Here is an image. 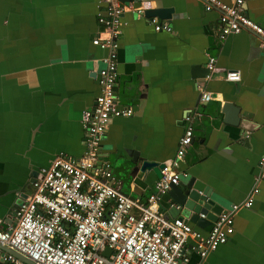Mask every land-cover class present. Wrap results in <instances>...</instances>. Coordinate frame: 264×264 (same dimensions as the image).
<instances>
[{"label":"crops","instance_id":"0c3cea01","mask_svg":"<svg viewBox=\"0 0 264 264\" xmlns=\"http://www.w3.org/2000/svg\"><path fill=\"white\" fill-rule=\"evenodd\" d=\"M120 1L145 2L146 10L172 11L168 17L130 10L120 16L114 97L117 107L129 106L132 113L111 117L101 140L100 158L109 164L113 186L141 200L154 191L159 177L152 170L130 176L132 155L176 162L172 166L179 172V183L189 177L203 181L223 211L243 202L257 186L252 205L234 214L228 240L205 258L189 254L186 264H264V162H260L264 158V49L260 37L244 28L220 38L218 11L204 9L202 0ZM242 9L264 26V0H244ZM105 12L102 0H0L2 226L11 223L20 198L32 192L34 174L59 153L80 156L84 150L81 115L99 93L97 72L107 54L92 39L100 33L98 16ZM149 16L171 29L154 30ZM210 58L215 70L208 68ZM194 66L200 68L196 73ZM226 70H236L239 80L226 79ZM203 93L210 98L203 100ZM224 102L237 107L235 124L223 121ZM185 114H192V140L177 159ZM111 155L117 160L114 166ZM122 159L127 163L119 170ZM171 204L176 203L167 193L160 197V208L168 218L181 216L206 234L212 222L205 215L199 213L193 223ZM0 253L2 264H12L8 255L27 263L8 247L0 248Z\"/></svg>","mask_w":264,"mask_h":264},{"label":"built area","instance_id":"2783aa9c","mask_svg":"<svg viewBox=\"0 0 264 264\" xmlns=\"http://www.w3.org/2000/svg\"><path fill=\"white\" fill-rule=\"evenodd\" d=\"M102 1L106 12L98 16L100 33L92 43L107 54L97 72L99 93L81 115L84 150L80 156L59 153L36 173L33 190L17 202L11 223L2 226L0 219V243L33 264H186L191 253L205 258L228 240L234 214L252 205L259 188L255 186L243 202L219 213L202 235L183 217L168 218L160 208V197L179 183V172L172 166L176 162L164 163L154 191L145 200L113 186L109 164L100 158L101 140L111 117L132 113L129 106L117 107L114 97L120 16L124 10L144 14L148 6L145 2ZM202 2L204 9L218 11L220 38L246 28L260 37L264 49V26L243 12L244 0ZM148 19L156 31L171 29L154 16ZM213 63L210 58L211 70H215ZM224 77L239 80V73L226 70ZM209 98L202 94L203 100ZM191 115L184 116L187 123L178 139L177 159L192 140ZM171 205L178 210L179 205ZM106 249L108 254H104ZM7 259L12 264H27L12 255Z\"/></svg>","mask_w":264,"mask_h":264},{"label":"water","instance_id":"95a60500","mask_svg":"<svg viewBox=\"0 0 264 264\" xmlns=\"http://www.w3.org/2000/svg\"><path fill=\"white\" fill-rule=\"evenodd\" d=\"M171 11V8H158L153 10L147 9L145 11V14H157L160 17H168ZM192 69L195 70L194 72L196 73L197 70L200 68L198 66H194L192 67ZM203 71L207 74L209 73L208 68H204ZM197 76L201 77L199 73H197ZM221 111L224 115L223 121L232 124H235L238 121V109L232 103L224 102L221 107ZM130 158L132 160H130L131 165L133 163L132 170L131 172L129 171L131 177H133L138 171L145 172L146 170H152L157 177L160 176V170L164 166V163L155 160H147L142 157H136V155H132V157L130 156ZM126 163L127 160L122 159L117 166L119 167V170H123L122 168H124V165H126ZM35 175L36 174H34V177ZM166 193L169 195V197L174 203L179 205L178 211L180 212V214L185 217H189V219L193 223L197 222L199 213H203L205 215L206 220L213 222L216 220L217 215L223 212V207L210 198V186L194 177H189L186 182H181L177 185H171ZM0 248L7 250V247L0 246ZM12 252H14V254H16L17 256L23 258L27 263L33 264V262H30V260L25 259L19 253L15 251ZM108 253L109 250L106 249L104 251V254ZM1 254L2 253H0V255ZM3 261L4 258L2 254L0 257V264H2Z\"/></svg>","mask_w":264,"mask_h":264},{"label":"rangeland","instance_id":"374dc122","mask_svg":"<svg viewBox=\"0 0 264 264\" xmlns=\"http://www.w3.org/2000/svg\"><path fill=\"white\" fill-rule=\"evenodd\" d=\"M114 158H115L114 155H111L110 158H109L111 160L113 166L117 163L116 158L115 159Z\"/></svg>","mask_w":264,"mask_h":264}]
</instances>
